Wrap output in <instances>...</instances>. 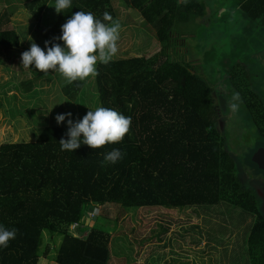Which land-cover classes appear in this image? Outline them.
<instances>
[{"label":"trees","instance_id":"obj_1","mask_svg":"<svg viewBox=\"0 0 264 264\" xmlns=\"http://www.w3.org/2000/svg\"><path fill=\"white\" fill-rule=\"evenodd\" d=\"M113 1L72 0V7L56 12L53 20L50 5L56 0H0V4L7 5L0 15V74L10 69L6 63L8 54L20 47L17 30L5 27L19 9L33 20L37 41L47 51L45 42H49L48 47L53 44L63 47L59 40L62 25L77 11L92 12L99 19L108 12L116 20ZM119 1L136 10L154 30L162 47L160 51L150 57L113 58L107 65L98 63L99 75L84 81L68 83L58 72L54 75L62 85L67 102L63 101L69 107L80 100L81 111L89 103L114 109L131 117V130L120 143L100 149L81 144L75 151H62L59 142L68 139V131L61 123L57 124L55 117L67 113L72 116L74 112L56 108L43 124L38 123L40 127L34 128L30 136L24 133L20 142L0 148V225L18 230L8 247H0V264H38L40 258L51 252L45 245L44 252L39 253L45 233L62 237L55 264H110L114 254L112 232L118 222L113 221L112 231L95 224L99 217L97 208L110 205L120 207L124 214L142 209L180 213L203 209L213 213L212 208L233 207L239 211L240 228H244L247 218L251 219L243 230L242 246L234 247L236 255L241 256L239 263L264 264V176L263 183L251 182L239 160L225 148L220 135L221 108L216 106L211 86L195 71L197 64L186 54L171 59L170 49L176 41L186 40L179 25L203 18L204 2ZM225 1L248 21L243 30L245 36L241 34L244 41L238 43L235 57L241 51H254L258 38L252 34L264 31V0ZM3 77L0 75V81ZM251 78L241 64L233 63L224 83L241 96L256 138L248 161L259 173H264L252 162L255 151L264 148V101L253 88ZM35 86L38 84L32 80L20 84L27 92V103L34 102L30 112L20 117L28 126L26 117L38 114L41 103V92ZM86 86L94 90L91 98L87 97ZM219 103L222 107L223 103ZM113 149L124 153L115 164L104 160ZM163 221L158 235L169 232L171 225L191 222L172 217ZM197 227L207 242L224 244L212 238L209 231ZM146 240L139 244L144 245ZM183 240L196 241L194 245L201 242L193 238L187 241L186 237ZM161 255L167 256L164 252Z\"/></svg>","mask_w":264,"mask_h":264},{"label":"rangeland","instance_id":"obj_2","mask_svg":"<svg viewBox=\"0 0 264 264\" xmlns=\"http://www.w3.org/2000/svg\"><path fill=\"white\" fill-rule=\"evenodd\" d=\"M201 1L206 7L204 17L195 23L179 25V30L186 36V40L176 41L175 47L170 49L171 59L183 58L186 54L197 64L195 71L211 86L215 94L216 106L221 108L223 123L219 125L222 124L220 135L224 139L225 148L239 160L245 177L251 179V182L263 183L264 173H259L248 161L249 152L254 148L256 140L252 121L242 104L238 112L230 111L229 101L234 91L224 83V80L226 72L233 63L241 64V67L252 75V86L264 101V31L252 34L254 38H258L254 51L253 49L249 53L241 51L235 57L238 53V43L241 44L240 42L244 41L243 30L248 27V21L240 11H234V6L225 0ZM6 6L0 4V15L3 14ZM54 7L55 4L51 2L50 11L53 20L56 18ZM113 8L117 14L116 20L121 24L119 51L114 58L142 55L150 57L160 51L162 47L155 38L154 30L144 22L136 10L126 8L119 0L113 1ZM32 21L31 17L29 18L25 10L21 8L5 25L8 29L17 30L20 47L8 54L6 63L10 69L0 74L4 76L0 81V105H3L0 109V148L7 143L20 142L24 133L30 136L34 128L40 127L38 123L43 124L47 115L56 108L66 110L65 112H74L61 123V126L68 131V119L76 123L83 118V114H87L88 110L100 107L89 103L85 111H81L79 109L83 105L80 100L72 102L69 107L65 103L67 101L63 96L62 85L55 77V72H50L45 76L32 66L30 69L22 66L21 55L29 50L31 43L34 42L39 47L41 45L37 41L36 25L31 24ZM186 49L187 53H185ZM26 80L30 83L31 80L35 81L38 84L34 87L35 90L41 92L38 114L34 113L26 117L30 126L20 118L21 115L26 116L30 112L28 110H31L34 103H30L31 105L27 103L25 99L27 92L20 87L21 82ZM86 89L87 97L91 98L93 88L86 86ZM219 102L223 103L222 107ZM212 211L213 213L203 209H188L181 210V213L179 211H167L170 212L167 213L163 209H142L129 210L127 214H124L120 207L110 205L97 208L99 217L95 224L112 231L115 229L113 221L118 222L116 231L112 232L111 249L114 254L110 264H243L239 263L241 256L236 255L238 251L234 247L236 244L240 247L243 230L251 223V219L247 218L244 228H240L242 224L238 218L237 209L226 205L212 208ZM166 217L191 222L190 224L183 222L179 226L171 225L169 232L158 235L160 227L165 224L163 220ZM197 226L205 232L209 231L212 238L221 240L224 244L207 242L206 236L200 235ZM190 228H192L191 231H189ZM183 237H186L187 241L193 238L201 242L198 245L193 244L196 241L186 243ZM143 240H146L145 244H139ZM61 241L60 235L51 237L47 233L43 234V243L39 253L44 252L45 245L50 247L51 252L46 258H40L38 264H55L56 253ZM153 249H155L154 253ZM231 250L233 256L229 257ZM163 251L169 256L162 257ZM170 251L174 253L170 255Z\"/></svg>","mask_w":264,"mask_h":264},{"label":"clouds","instance_id":"obj_3","mask_svg":"<svg viewBox=\"0 0 264 264\" xmlns=\"http://www.w3.org/2000/svg\"><path fill=\"white\" fill-rule=\"evenodd\" d=\"M71 7L72 0H56L54 8L57 13H62ZM120 32L121 24L108 12H104L99 19L92 12L77 11L62 25L59 40L63 42V47L59 44L48 47L49 42H45V51L32 42L29 50L22 53L21 64L26 69L34 66L45 76L58 72L68 83L95 78L99 75L98 63L107 65L118 53ZM241 104L240 94L234 92L229 101L230 111L238 112ZM66 116L70 117L71 113L57 115V124L62 123ZM131 124V117L111 108L97 107L88 110L76 123L68 119V139H61L59 144L62 151H75L81 144L90 149H100L108 144L120 143L130 132ZM123 155L119 149H113L104 160L115 164ZM17 231L0 225V247H8Z\"/></svg>","mask_w":264,"mask_h":264},{"label":"water","instance_id":"obj_4","mask_svg":"<svg viewBox=\"0 0 264 264\" xmlns=\"http://www.w3.org/2000/svg\"><path fill=\"white\" fill-rule=\"evenodd\" d=\"M261 154H264V148H259L252 156V162L257 165L259 169L264 170V163L261 161Z\"/></svg>","mask_w":264,"mask_h":264},{"label":"snow or ice","instance_id":"obj_5","mask_svg":"<svg viewBox=\"0 0 264 264\" xmlns=\"http://www.w3.org/2000/svg\"><path fill=\"white\" fill-rule=\"evenodd\" d=\"M261 161L264 163V154H261Z\"/></svg>","mask_w":264,"mask_h":264},{"label":"crops","instance_id":"obj_6","mask_svg":"<svg viewBox=\"0 0 264 264\" xmlns=\"http://www.w3.org/2000/svg\"><path fill=\"white\" fill-rule=\"evenodd\" d=\"M167 246H169V245H167ZM164 248H166V247H164ZM164 248H163V249H164ZM163 252H164V251H163ZM171 252H172V251H170V255L172 254ZM164 253H166V252H164ZM166 255L169 256V254H166Z\"/></svg>","mask_w":264,"mask_h":264},{"label":"built area","instance_id":"obj_7","mask_svg":"<svg viewBox=\"0 0 264 264\" xmlns=\"http://www.w3.org/2000/svg\"><path fill=\"white\" fill-rule=\"evenodd\" d=\"M74 227H75V225L72 226V228H74Z\"/></svg>","mask_w":264,"mask_h":264}]
</instances>
